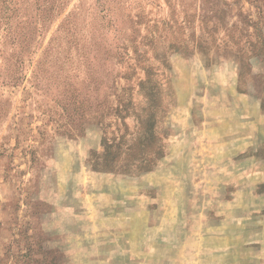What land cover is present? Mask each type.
Masks as SVG:
<instances>
[{
    "label": "rangeland",
    "instance_id": "374dc122",
    "mask_svg": "<svg viewBox=\"0 0 264 264\" xmlns=\"http://www.w3.org/2000/svg\"><path fill=\"white\" fill-rule=\"evenodd\" d=\"M0 264H264V0H0Z\"/></svg>",
    "mask_w": 264,
    "mask_h": 264
}]
</instances>
